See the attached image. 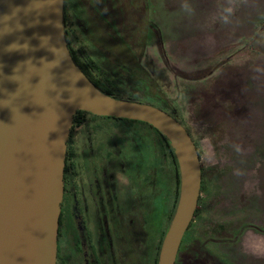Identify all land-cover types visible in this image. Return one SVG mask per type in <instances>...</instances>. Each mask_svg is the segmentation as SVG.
Instances as JSON below:
<instances>
[{"label": "rangeland", "instance_id": "1", "mask_svg": "<svg viewBox=\"0 0 264 264\" xmlns=\"http://www.w3.org/2000/svg\"><path fill=\"white\" fill-rule=\"evenodd\" d=\"M151 8L155 37L144 17L123 25L122 43L88 21L93 68L115 92H136L130 88L147 75V95L165 101L188 130L202 174L195 235L264 228V0H154ZM162 150L156 142L161 191L170 173ZM206 246L239 264L248 251L264 250V235L247 230L235 244Z\"/></svg>", "mask_w": 264, "mask_h": 264}, {"label": "water", "instance_id": "2", "mask_svg": "<svg viewBox=\"0 0 264 264\" xmlns=\"http://www.w3.org/2000/svg\"><path fill=\"white\" fill-rule=\"evenodd\" d=\"M62 17L63 0H0V264H55L65 142L76 110L144 121L167 141L177 194L155 264H174L199 194L195 144L163 109L94 86L71 59Z\"/></svg>", "mask_w": 264, "mask_h": 264}, {"label": "flooded vegetation", "instance_id": "3", "mask_svg": "<svg viewBox=\"0 0 264 264\" xmlns=\"http://www.w3.org/2000/svg\"><path fill=\"white\" fill-rule=\"evenodd\" d=\"M153 4L154 0H63L66 46L86 77L88 74L106 87H114L100 79L93 68L92 54L87 52L88 21L100 24L105 36L122 43L123 25L133 26L144 17L147 31L152 27L155 37ZM139 69L147 73L143 65ZM149 79L139 76L142 87L130 89L141 92L149 86ZM102 118L114 122H102ZM156 139V129L144 121L83 110L73 113L65 142L55 264H155L172 205L171 164L166 150L162 158L170 171L168 186L163 191L157 187ZM197 200L198 208L200 197ZM196 213L182 234L174 264H228L206 246L208 242L232 245L247 230L264 235L262 226L251 224L240 231L225 230L223 238L213 237L215 232L219 234L217 229L212 235L203 232L200 238L191 229ZM247 253L238 258L239 264H264V250Z\"/></svg>", "mask_w": 264, "mask_h": 264}, {"label": "trees", "instance_id": "4", "mask_svg": "<svg viewBox=\"0 0 264 264\" xmlns=\"http://www.w3.org/2000/svg\"><path fill=\"white\" fill-rule=\"evenodd\" d=\"M156 32H157V30H156ZM64 35H65V30H64ZM87 78L100 91H102V92H104V93H106V94H108L110 96H113V97H116V98L129 99V100L138 101V102H146V103L152 104L154 106H157V107L163 109L164 111H166L167 113H169L171 116L175 117L174 114L170 111L169 105H165V101L162 100V101L157 102L156 100H153L152 97H150L149 95H147V93L149 91L148 87L141 88V92H139V93H137V92H134L133 93L131 91H120V92L117 91V92H115L113 89H111L109 87H106L105 85H103L102 83L98 82L97 80L92 79L88 74H87ZM139 84H140L139 82L135 83L134 87H136V86H141L142 87V85H139ZM156 133H157L156 142H158L160 148L161 147L163 148L162 152L164 150H166V153L169 154L170 164H171V175H170V177H171V180L173 182L171 210H170V213H169V215L167 216V218L165 220V224H164L162 233L160 235V239H161V236L163 234V231L165 229V226L167 224V221H168V219H169V217L171 215V212H172V209H173V206H174V203H175V199H176V194H177V172H176V163H175V160H174L172 151H171V149H170L167 141L165 140V138L157 130H156ZM158 153H160V150H158ZM198 157H199V155H198ZM160 158H162V153L160 154ZM158 161H159V158H157V155H156V165H157V162ZM157 168H158V166H156V169ZM200 173H201V168H200ZM201 181H202V174H201V180H200V188H201ZM197 205H198V200H197ZM197 205H196V208L194 210V214L197 211ZM160 239H159V242H160Z\"/></svg>", "mask_w": 264, "mask_h": 264}]
</instances>
